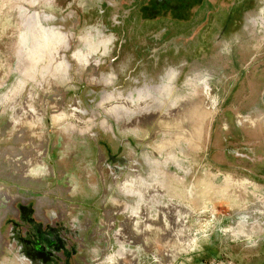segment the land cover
Returning <instances> with one entry per match:
<instances>
[{
  "label": "rangeland",
  "instance_id": "rangeland-1",
  "mask_svg": "<svg viewBox=\"0 0 264 264\" xmlns=\"http://www.w3.org/2000/svg\"><path fill=\"white\" fill-rule=\"evenodd\" d=\"M237 229H264V0H0V264L32 235L40 264H236Z\"/></svg>",
  "mask_w": 264,
  "mask_h": 264
},
{
  "label": "crops",
  "instance_id": "crops-1",
  "mask_svg": "<svg viewBox=\"0 0 264 264\" xmlns=\"http://www.w3.org/2000/svg\"><path fill=\"white\" fill-rule=\"evenodd\" d=\"M236 234L240 238L236 241L229 239L233 244L227 242L225 245L226 250L234 249L236 264H264V229H237Z\"/></svg>",
  "mask_w": 264,
  "mask_h": 264
},
{
  "label": "flooded vegetation",
  "instance_id": "flooded-vegetation-1",
  "mask_svg": "<svg viewBox=\"0 0 264 264\" xmlns=\"http://www.w3.org/2000/svg\"><path fill=\"white\" fill-rule=\"evenodd\" d=\"M32 236H29V239H26V240L23 239V241L25 242L23 243V246H22L23 247L22 252L24 253L25 257L31 261V263L32 262L35 264L50 263V262H53L52 261L53 258L61 259L62 256L60 257L57 254H56L57 257H54V255H52L50 251L46 249L45 245H41L40 243H39L40 245L32 244L33 239L34 238L37 239V237H35L34 235ZM43 252H46V253H43ZM62 259L64 258L62 257Z\"/></svg>",
  "mask_w": 264,
  "mask_h": 264
},
{
  "label": "built area",
  "instance_id": "built-area-1",
  "mask_svg": "<svg viewBox=\"0 0 264 264\" xmlns=\"http://www.w3.org/2000/svg\"><path fill=\"white\" fill-rule=\"evenodd\" d=\"M164 263L165 264H170L168 260H164Z\"/></svg>",
  "mask_w": 264,
  "mask_h": 264
}]
</instances>
